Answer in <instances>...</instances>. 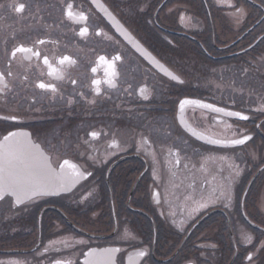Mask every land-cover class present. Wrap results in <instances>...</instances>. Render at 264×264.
I'll return each instance as SVG.
<instances>
[{
    "label": "flooded vegetation",
    "instance_id": "flooded-vegetation-1",
    "mask_svg": "<svg viewBox=\"0 0 264 264\" xmlns=\"http://www.w3.org/2000/svg\"><path fill=\"white\" fill-rule=\"evenodd\" d=\"M177 1L181 0H159L154 9L151 19L156 21L153 29L158 31L160 42L157 45L149 44L139 35L140 27L134 29L132 25V28L135 38L158 55L169 70L183 74L186 79L184 85L169 83L167 78L158 79L149 71L146 61L141 63L142 57L137 60L132 55L129 51L131 46L103 19V13L91 4V0H0V72L6 74L11 70L13 73L12 77H8L11 91H7L6 103L0 101V109L6 110L0 111V114L21 116L19 123L0 121V132L5 129L28 131L51 158L63 155L60 148L66 147L67 155L73 162L85 159L78 155V151L93 152L84 143L90 140L87 134L93 130L102 132L100 138L92 142L96 155L103 153L113 134L118 143L128 144L127 152L112 157L103 167L94 170L95 199L77 203L82 195L87 194L83 187L78 186L79 191L74 190L75 197H43L26 208L16 206L12 209L17 213L14 216L9 215L7 205L0 203V264H8L12 260L18 261V264H55L57 259L62 264L68 261L83 264L85 257L82 253L93 247L97 251L119 247L121 251L114 254L115 264H143V258L137 253L150 239L153 241L150 264H184L185 256L197 258L198 264H242L245 245L237 246L235 243L243 238L240 229L252 235L256 242L260 237V229L256 225L264 220L259 173L246 172L245 164L249 156L243 152L240 156L245 161L241 163L243 172L229 191L225 189L229 187L226 184L229 176L225 177L228 172L223 171L225 175H222L217 171L220 169L218 166L214 167L216 173L209 170H213L214 163L224 162L219 157H231V153L244 151L256 139L264 140V128L256 127L262 123L264 113L253 110L264 97L261 59L254 54H264V43H257L264 36V24L257 23L264 8L259 5V0H247L249 14L237 27L227 16L230 10L217 4L216 0H191L196 5L195 11L202 13L201 19L180 7L172 13L170 20L164 22L162 17L167 16L168 7ZM127 2L116 0L121 5ZM232 2L236 3V0ZM68 3L74 4V13L83 11L89 16L88 38L82 39L76 34L79 27L84 26V21L73 22L65 18L64 8ZM19 4L26 5L23 13L14 10V6ZM181 14L191 17V21L186 19L181 25ZM138 19L142 22L141 28L149 32L151 24L147 20L150 19V12H143ZM97 28H104L108 35L95 36ZM227 31L231 32L232 38H228ZM165 35L173 40V45L167 43ZM40 39L45 43L36 45L34 42ZM186 42L204 59L202 65H181L170 58L169 52L180 49V44L185 45ZM250 43L255 47L249 48ZM21 44L35 47L41 57L27 59L18 54L9 69L10 53ZM117 52L123 54L124 60L117 62L118 88L113 90L104 82L107 79L104 66H97L96 62L100 55L111 58ZM64 55L70 56L76 63L56 65L55 59ZM44 56H48L54 66L63 69V79L56 80L47 75L48 70L42 63ZM257 65H260L259 70ZM92 67H97L94 74ZM244 67H250V70L252 67L255 74L259 72L255 85L258 90L262 89L257 93L255 103L248 107L246 98L241 101V96L237 95H245L240 82H237ZM199 70L205 71V75L197 76ZM24 77L28 80L25 81ZM73 79L77 81L76 85L71 84ZM92 79L102 81L100 97L92 92ZM40 80L55 83L58 93L35 89L33 84ZM129 85V91L135 94H127L125 90ZM141 86L146 87L148 94L154 98L140 101L138 89ZM81 92L84 93L83 98L79 95ZM184 98L200 99L249 116L247 121H240L188 107L185 111L188 128L212 138L227 139L231 138L230 135L216 130L217 127L225 130L224 121H227L233 127L238 126L239 131L250 133L252 141L230 149L197 140L184 130L177 118L180 115L178 101ZM69 99L74 100L72 105L67 103ZM92 99L98 103H87ZM198 116L203 119L201 125L194 123ZM250 127H255L257 138L249 131ZM142 133L148 144L141 145L143 151L137 155L134 142L140 141ZM168 149L187 153V156H182V163L197 165V176L200 180L207 178L209 192L215 190L219 195L221 191H228L231 194V209L223 207L222 197L214 206L185 223V232H180V217L168 215L171 211H178L175 205L179 203L172 195L176 189L171 181L166 182L168 190L165 195L172 206L166 203L159 207L151 196L153 172L149 155L153 151L158 154L157 174L167 176V170L172 167L165 160ZM211 157L216 159H209ZM200 164L204 165L203 172L199 171ZM108 169H111L110 173ZM89 181H82V184L87 185ZM247 195L249 199L246 203ZM17 208L22 210L17 212ZM162 211L165 215H161ZM166 215L168 219H165ZM260 227L264 228V224ZM78 239L88 241V245L75 244ZM62 240L67 241V246L57 244L55 247H59V252L53 249L43 253V248L50 241ZM200 243H215L217 247L201 250L198 248ZM243 264L247 262L243 261Z\"/></svg>",
    "mask_w": 264,
    "mask_h": 264
},
{
    "label": "snow or ice",
    "instance_id": "snow-or-ice-1",
    "mask_svg": "<svg viewBox=\"0 0 264 264\" xmlns=\"http://www.w3.org/2000/svg\"><path fill=\"white\" fill-rule=\"evenodd\" d=\"M216 3L222 4L230 10L227 12V16L237 27L245 21L249 14L247 0H236V3H233L232 0H216ZM91 4L98 7V10L103 13V19L107 20L108 23L115 28L116 33H119V35L127 41V44L131 46L129 51L132 55L135 56L137 60L142 57L143 60L140 62L144 63L146 61V66H150L149 71L153 72L158 79L167 78V82H175L176 85H184L186 83V79L183 78L182 73L176 74L175 71L169 70L166 64L158 58V55L153 54L141 40L135 38L132 24L136 17L145 12L146 0H128V2L123 5L116 3V0H91ZM259 5L264 8V0H259ZM25 8V4L14 6V10L17 13H23ZM73 8L74 4L68 3L64 8V16L69 21L85 22L84 26L79 27L76 34L80 38L86 39L90 36V30L87 26L89 16L83 11L74 13ZM186 19L191 21V17L186 18L184 14L179 16L181 25L185 24ZM147 23L153 26L156 25V21L153 19H148ZM257 23L264 24V13H262V18L257 20ZM94 35L103 37L108 35V33L105 32L104 28H97ZM164 39L169 45L174 44L173 40L168 39L167 35L164 36ZM34 43L36 45H42L45 41L40 39ZM257 43H264V36L260 37ZM254 47L255 45L249 44V48ZM18 54H23L27 59H31L32 57L39 59L41 57L40 51L36 50L35 47H28L22 44L18 45L10 53L9 69H11V61L14 60ZM260 59L264 62V54L261 55ZM123 60L124 56L120 52H117L111 58L100 55L97 59V66L103 65L105 68V77L107 79L104 82L107 83L109 89L116 90L118 88L119 72L117 62H123ZM42 63L46 66L48 70L47 75L49 77H54L56 80L63 79V69L54 66L48 56L43 57ZM75 63L76 61L68 55L55 59V64L60 66L65 64L74 65ZM259 67L260 65L256 66L257 70H259ZM240 71L243 76L249 74V68L247 67L241 68ZM91 72L93 74L96 73L97 67H92ZM12 76L13 73L11 70L6 74L0 72V101H4L5 103L7 91H11L8 77ZM24 80L27 81L28 78L24 77ZM76 83L77 81L75 79L71 80L72 85H76ZM101 83L102 81L100 79L91 80V85L94 86L92 87V92L96 97L102 95L100 88ZM33 87L52 94H56L59 91L55 83L45 82L43 80L35 82ZM129 89H131V85L125 90L128 95L135 94L133 91H129ZM153 91H155V89H153ZM79 95L81 98L84 97L83 92ZM54 98L55 97H53V99ZM153 98L154 96L148 94L146 87H139L138 99L140 101H149ZM261 101L259 106L253 110L264 113V97H261ZM67 103L72 105L74 100L69 99ZM87 103L94 105L98 103V101L92 99L87 101ZM188 107L207 110L211 113L221 114L223 117L237 118L240 121H247L249 119V116L241 111L228 110L226 107L216 106L213 103H207L200 99L184 98L178 101V111L180 114H184ZM5 110L6 109H0V111ZM177 118L180 119L181 126H184L183 119L180 116ZM20 120L21 116L18 114H0V121L19 123ZM224 124L227 129L233 128V125L227 123V121H224ZM256 127L264 128V122L257 124ZM184 130L199 141L225 148L245 146L253 139L250 133L246 134L244 131H233L231 133L232 138L217 139L199 133L192 128L185 127ZM101 134V131H90L87 134L90 140H85L84 143L88 145L89 148H92L93 152L78 151V155L85 157V159L82 162H73V159L67 155L66 147L60 148L63 155H58L55 159L51 158V156L46 154V151L41 148L40 143L33 139V135L28 131L5 129L0 132V203L7 205L9 215L14 216L17 214L12 211L16 206H23L26 208L31 203L43 197H75L76 191H79L78 186L83 187L87 194L82 195L80 199L76 201L77 203L83 204L89 201V198L95 199L97 189L94 170L97 167H103L112 157L128 151L127 142L118 143L116 136L113 134L110 141L106 144L103 153L96 155L95 153L97 150L92 142L97 141ZM104 135L107 136L108 134L104 133ZM147 144L148 140L144 138V134L142 133L140 141L134 142L136 154H141L143 151L141 145ZM68 147H71V145H68ZM76 147L78 150L79 146L77 145ZM161 151L163 153V149ZM182 156H187V153H182L180 150H167L165 160L167 164L172 165V167L167 170V176L157 174V164L160 163V160L155 151L150 153L149 158L152 161L151 168L153 172L151 196L159 207H163L166 203L172 206V202H170L165 195L168 190L166 182L171 181L176 189L172 195L175 201L179 203L175 205L178 211H171L168 215L172 217L179 216V231L185 232L183 226L185 223L194 219L195 216L203 210L214 206L215 203L221 201L222 197L223 207L226 210L231 209L232 200L223 191H221L219 195L216 194L215 190L209 192L208 187H206V185L209 184L207 178L205 177V179L200 180L197 176V165L195 163L191 165L189 163H182ZM209 159L215 160L216 158L211 157ZM219 159L221 161L229 160L228 157L224 156L219 157ZM228 169H230V172L229 177L226 179V183L230 185L242 174L243 169L234 163H229ZM199 171H204L203 164L199 165ZM217 171L222 172L223 168L221 167L217 169ZM108 172L110 173L111 169H108ZM261 173L264 174V169H261ZM90 177L92 178L91 181H89ZM82 181H89V183L83 185ZM158 189H163V191H159ZM21 210L22 209L17 208V212ZM161 215H165V213L162 211ZM168 215L165 216V219H168ZM229 215H231L230 211ZM249 223H251V221H249ZM262 224H264V220H261L259 224L256 225V227L260 229V237L257 238L256 242H254L252 235H248L243 229H240L243 238L237 239L235 243L237 246L240 244L245 245L243 249L245 255L242 258V264L243 261H246L247 264H264V228L260 227ZM125 236H127V231L125 232ZM74 243L88 245V241L84 239L75 240ZM57 244H64L67 246V241H50L49 244L43 248V253H47L53 249L59 252V247H55ZM152 245L153 241L150 239L147 245L137 253L138 257L143 258V264H150L153 254ZM216 247L217 245L215 243H200L198 245V248L201 250L216 249ZM120 251L121 249L119 247L105 248L100 251H97L94 247L90 248V250L82 253L85 257L83 264H115L114 254ZM237 251H239V247ZM43 253H41V255H43ZM8 264H18V261L12 260L9 261ZM55 264H62V261L57 259L55 260ZM67 264H73V262L68 261ZM184 264H198V259L185 256Z\"/></svg>",
    "mask_w": 264,
    "mask_h": 264
},
{
    "label": "rangeland",
    "instance_id": "rangeland-1",
    "mask_svg": "<svg viewBox=\"0 0 264 264\" xmlns=\"http://www.w3.org/2000/svg\"><path fill=\"white\" fill-rule=\"evenodd\" d=\"M159 0H146V10L144 13L146 12H150V19L152 18V14L154 12L155 7L157 6ZM195 4L191 1V0H181L180 2L177 1L175 2L173 5L169 6L168 8V14L166 17H162L163 21L166 22L168 20H170L172 18V13L174 11H177L178 8L183 7L185 10H188V13H193L194 17L197 16L198 18H200V15H202L201 12H196L195 11ZM186 13V14H188ZM202 17V16H201ZM201 19V18H200ZM141 20L138 19V17L135 18V20L133 21V27L134 29H136V27H140L139 31V35H141L149 44L150 43H156V45L160 42L159 41V36H158V31L153 29V25L150 26V30L149 32H146L145 30H143L141 28ZM169 24L171 25L170 21ZM187 27H190L187 24ZM227 36L228 38H232L233 35L231 34L230 31H227ZM180 44V43H179ZM258 59L260 60L261 58V53H254ZM170 58L172 60H174L175 62L179 63V64H184V65H188V66H195V65H202L204 63V59L202 57H200L194 50H192L191 48H189V43L186 42L185 45L180 44V49H173V51L169 52ZM246 57H248L246 55ZM260 65L262 67V70L264 72V62H260ZM205 68V66H204ZM249 68V74L247 76H243L241 75L240 78L237 79V82H240L241 86H242V92L245 95L242 94H237L240 95L241 97L239 98V100L242 101V98H246V107H248L249 105H253L255 103V97L257 95L258 92H260L261 90H258L259 87H256V81L258 79V75L259 72H257L255 74V70L251 67ZM192 69V68H191ZM197 76H201V75H205V71L199 70V73L196 74ZM237 87V86H236ZM256 87V88H255ZM236 95V99L238 98V96ZM262 102V101H261ZM263 120L262 122H264V117H262ZM194 123L201 125L203 124V119L202 117H197L194 119ZM216 130H219L221 133H227L228 135H230L231 137V133L233 131H237L239 132V127H233L232 129H227L225 128V130L222 128H216ZM249 131H251L252 133L255 134V137L257 138V133L255 131V127H250ZM232 138V137H231ZM236 152V151H235ZM245 153L247 156H249V158H247L246 160V164H245V168H246V172H258L259 173V180L262 183L261 186V196H260V201L262 202V207H264V174L261 173V169H264V140H258L256 139L255 142H253L251 145H249L244 151H237L236 153H231V157H228L229 160L228 161H224V162H220V163H214L213 164V170H209L212 171L214 173V167L218 166V167H222L224 172H228L227 175L224 174V172L222 171V175H225V177L229 176V172L230 169H228V164L229 163H234L236 165H239V167L241 168L244 158L240 159L241 153ZM252 158V159H251ZM251 160V161H249ZM216 164V165H215ZM211 167V168H212ZM227 184V183H226ZM229 185V184H227ZM232 185V183L229 185V187L227 186L225 189L226 190H230V186ZM226 191L225 194L229 197H231V194ZM249 199L248 195L246 196V203L247 200ZM237 202H239V199L237 197ZM264 211V208L262 209ZM221 264V263H218Z\"/></svg>",
    "mask_w": 264,
    "mask_h": 264
},
{
    "label": "water",
    "instance_id": "water-1",
    "mask_svg": "<svg viewBox=\"0 0 264 264\" xmlns=\"http://www.w3.org/2000/svg\"><path fill=\"white\" fill-rule=\"evenodd\" d=\"M119 34V33H118ZM122 37V36H121ZM123 38V37H122ZM124 39V38H123ZM126 43H127V41H126ZM182 119H183V121H184V126H182V127H189V125H188V123H187V121H186V119H185V113L184 114H180L179 115ZM179 120V123H180V119H178ZM211 145V144H210ZM215 146H217V145H215Z\"/></svg>",
    "mask_w": 264,
    "mask_h": 264
}]
</instances>
